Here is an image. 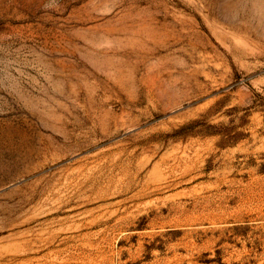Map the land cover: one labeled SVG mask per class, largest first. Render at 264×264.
Here are the masks:
<instances>
[{"label": "rangeland", "instance_id": "1", "mask_svg": "<svg viewBox=\"0 0 264 264\" xmlns=\"http://www.w3.org/2000/svg\"><path fill=\"white\" fill-rule=\"evenodd\" d=\"M0 264H264V0H0Z\"/></svg>", "mask_w": 264, "mask_h": 264}]
</instances>
